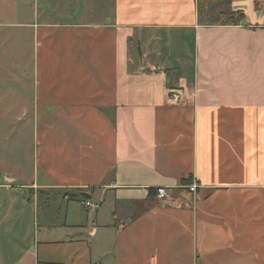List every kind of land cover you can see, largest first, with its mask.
Returning a JSON list of instances; mask_svg holds the SVG:
<instances>
[{"label": "crops", "instance_id": "0c3cea01", "mask_svg": "<svg viewBox=\"0 0 264 264\" xmlns=\"http://www.w3.org/2000/svg\"><path fill=\"white\" fill-rule=\"evenodd\" d=\"M64 1L22 24L0 264H264V0Z\"/></svg>", "mask_w": 264, "mask_h": 264}, {"label": "rangeland", "instance_id": "374dc122", "mask_svg": "<svg viewBox=\"0 0 264 264\" xmlns=\"http://www.w3.org/2000/svg\"><path fill=\"white\" fill-rule=\"evenodd\" d=\"M77 2L65 0L63 5L81 4ZM32 10L33 0H0V177L7 172L26 180L33 175L35 140L29 117L18 116L24 104L20 88L31 97L18 77L31 59L32 36L22 24L33 19Z\"/></svg>", "mask_w": 264, "mask_h": 264}, {"label": "built area", "instance_id": "2783aa9c", "mask_svg": "<svg viewBox=\"0 0 264 264\" xmlns=\"http://www.w3.org/2000/svg\"><path fill=\"white\" fill-rule=\"evenodd\" d=\"M181 98L180 94L178 92L172 91L171 92V96L170 99L171 100H176L179 101V99ZM186 186L192 191L195 192L198 188V185L195 182H191V183H187ZM156 196L159 200L165 201V200H169L170 199V194H169V190L167 187L165 186H160L157 188V193ZM85 204L87 206H92V207H96V204L91 202V201H85Z\"/></svg>", "mask_w": 264, "mask_h": 264}, {"label": "trees", "instance_id": "16d2710c", "mask_svg": "<svg viewBox=\"0 0 264 264\" xmlns=\"http://www.w3.org/2000/svg\"><path fill=\"white\" fill-rule=\"evenodd\" d=\"M200 1H204V0H200ZM83 198H86L85 196Z\"/></svg>", "mask_w": 264, "mask_h": 264}]
</instances>
